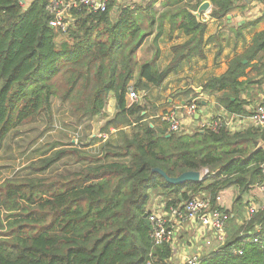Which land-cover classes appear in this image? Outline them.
Wrapping results in <instances>:
<instances>
[{
	"label": "trees",
	"instance_id": "obj_1",
	"mask_svg": "<svg viewBox=\"0 0 264 264\" xmlns=\"http://www.w3.org/2000/svg\"><path fill=\"white\" fill-rule=\"evenodd\" d=\"M51 1L25 8L22 0H0V153L25 125L41 121L52 127L57 112L69 118L66 125L80 140L35 148L18 174L0 182V264H169L173 247L155 243L144 216L153 212L155 197L169 213L203 195L236 218L230 219L225 244L203 253L200 264H264V247L251 241L264 236V208L239 216L249 207L244 196L264 183V149L259 148L264 129L232 131L216 117L211 127L172 133L166 121L171 113L160 114L161 97L154 94L181 67L184 51L205 55L204 27L191 20L199 36L175 49L182 55L162 71L138 61L159 0L146 9L149 29L142 8L112 2L106 12L72 9L65 31L51 26ZM211 1L215 18L232 9L225 0ZM260 39L255 44L264 50ZM248 67L237 59L225 75L202 85L210 95L231 92L217 97L230 115H249L240 98ZM130 87L142 102L130 103ZM183 94L190 102L199 97L193 89ZM111 97L116 112L108 117ZM196 104L202 107L199 100ZM101 119L102 137L92 138L91 125ZM157 171L169 178L213 175L186 186L168 183ZM230 188L239 192L232 211L217 204Z\"/></svg>",
	"mask_w": 264,
	"mask_h": 264
},
{
	"label": "crops",
	"instance_id": "obj_2",
	"mask_svg": "<svg viewBox=\"0 0 264 264\" xmlns=\"http://www.w3.org/2000/svg\"><path fill=\"white\" fill-rule=\"evenodd\" d=\"M36 1L23 0V6L27 8ZM225 1L232 5V9L222 18L213 17L212 13L216 10V6L211 0H159L153 7L154 26L139 52L140 63H155L163 71L179 55H182L180 52L176 53L175 49L183 48L193 38L199 36L196 29L191 26V20L194 19L205 29L203 44L205 55L191 56L184 51L183 57L180 58L182 59L181 67L170 73L163 85L154 91V94L161 97V101L157 103L162 107L160 114L175 113L183 131H194L201 122H210L216 117L225 118L226 126L232 131L248 129L252 127L248 118L259 103H264V50H258L255 44L257 37H261L260 41L264 40V0ZM152 2L153 0H123L120 4L142 8L144 13L141 17L145 28H148L151 18L148 17L150 10L146 9L152 5ZM204 3H209L210 6L206 11L199 13ZM116 16L118 13L113 15V17ZM237 59L249 65L246 69V77L240 79V82H247L240 98L244 101V109L249 113L248 116L230 115L224 107H219L217 97L224 93L230 94V91L210 95L204 93L202 87L207 80L225 75ZM189 89H193L197 96L199 95L198 98L194 96V99L192 98L194 94H191L192 102L199 100L201 104L206 103L199 108L200 114L193 118L187 114V107L192 102L183 94ZM197 90L202 91L198 93ZM114 107L116 112V105ZM238 195L239 192L236 189H227L220 194L221 200L218 205L232 211ZM203 196L202 198H208ZM244 201L249 203V207L250 205L262 207L264 193L260 188H255L249 195L244 196ZM153 207L157 208L156 197ZM245 209L248 210V207ZM244 210L240 211L239 216L243 215L245 218L247 216ZM232 217L236 218L235 213ZM174 235L171 260L174 264H182L184 258L191 257L196 252L202 254L218 248L215 241L207 245L206 241L209 237L199 225L189 223L179 228Z\"/></svg>",
	"mask_w": 264,
	"mask_h": 264
},
{
	"label": "built area",
	"instance_id": "obj_3",
	"mask_svg": "<svg viewBox=\"0 0 264 264\" xmlns=\"http://www.w3.org/2000/svg\"><path fill=\"white\" fill-rule=\"evenodd\" d=\"M122 1L123 0H52L49 10L54 14L55 19L51 22V26L65 31L68 27L69 20L71 19L69 13L72 9L85 7L91 12H106L110 3L113 2L120 4ZM128 100L131 104L140 103L142 102V96L137 93L133 87H130ZM199 112V107L195 101L187 107V114L191 118L198 116L200 114ZM222 119L225 121V118ZM166 121L169 123L170 131L172 133H181L183 131L181 122L177 119L175 113H171L170 116L166 117ZM248 121L252 124V127L264 129V103H259L256 106L251 116L248 118ZM220 124L221 122L218 121L215 124V128ZM211 126L212 121H205L199 124L200 128ZM100 137L102 136H99V138ZM200 175L202 181L213 174L210 175L207 171H204ZM258 188L264 193V183ZM220 200L221 198L219 196L217 198V204ZM218 207L224 209L219 205ZM263 208L264 205L262 207L250 205V207H248L247 216L250 217ZM152 211L153 212L150 214L148 220L153 227L152 238L157 245L167 242L172 246L175 232L189 223L199 225V227L205 231L206 236L209 237L206 241L208 246L215 241L219 248L223 246L228 239V228L232 215L218 208H214L209 198L193 197L185 203L183 209L172 208L169 213L166 212L164 203H161L157 198V208H154ZM251 241L264 247V236L255 237ZM238 253L240 255L243 254L241 251H238ZM202 255L203 253H194L191 257H188L189 261L187 264H200ZM169 264L174 263L170 261Z\"/></svg>",
	"mask_w": 264,
	"mask_h": 264
},
{
	"label": "rangeland",
	"instance_id": "obj_4",
	"mask_svg": "<svg viewBox=\"0 0 264 264\" xmlns=\"http://www.w3.org/2000/svg\"><path fill=\"white\" fill-rule=\"evenodd\" d=\"M57 106L58 104L56 103V108H59ZM114 106V99L111 97L105 111L108 117H111L115 113ZM63 112H65V110H63ZM67 118L68 117L64 115L62 116L57 112L55 113V124L48 129H46V125L41 121L31 125H25L23 128H21L20 135L15 136L12 143L10 142V148L5 147V151L0 153V182L6 177H11L18 174V172L27 165V162L31 160L27 158L35 148H40L41 150L42 148L46 149L48 144H51L55 141L60 142V144H67L70 141L73 144H77L80 139L74 135L72 126L66 125L71 124L65 121L69 119ZM104 122L105 119H101L92 123V131L88 132V135H90L92 138L94 136H99L101 126H103ZM82 127H84V125L80 126L79 128L82 129ZM43 131H45V134L44 136H41L40 134ZM29 138L36 139V143L29 145ZM185 184L186 186H189L192 183L186 182ZM244 212H246L247 216L248 210L245 209Z\"/></svg>",
	"mask_w": 264,
	"mask_h": 264
},
{
	"label": "water",
	"instance_id": "obj_5",
	"mask_svg": "<svg viewBox=\"0 0 264 264\" xmlns=\"http://www.w3.org/2000/svg\"><path fill=\"white\" fill-rule=\"evenodd\" d=\"M210 4L209 3H204L202 5V7L199 10V13H202L203 11H206L209 8ZM202 90H197L198 93H201ZM203 105H205V102H202ZM259 148H263L264 149V143H261ZM158 173H160L168 183L172 184V185H183L186 182H191V183H196V182H200L201 181V175L200 173L197 172H188L183 174L182 176H180L179 178H169L164 172L162 171H157ZM145 222L147 224V226L149 228H151V223L148 220V214H146L144 216ZM189 261V258L186 257L182 260V264H187V262Z\"/></svg>",
	"mask_w": 264,
	"mask_h": 264
}]
</instances>
